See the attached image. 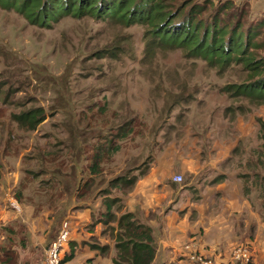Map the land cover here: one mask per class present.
I'll list each match as a JSON object with an SVG mask.
<instances>
[{
    "label": "rangeland",
    "instance_id": "rangeland-1",
    "mask_svg": "<svg viewBox=\"0 0 264 264\" xmlns=\"http://www.w3.org/2000/svg\"><path fill=\"white\" fill-rule=\"evenodd\" d=\"M194 1L204 15L232 1L252 23L264 18V0ZM149 38L144 26L88 15L39 27L1 3L0 159L2 151L9 156L3 155L0 168H13L21 156L37 181L41 170L60 189H77L88 175L91 149L118 148L93 177L91 194L99 200L111 180L147 171L150 156L169 145L170 151L212 153L211 159L229 154L226 167L264 176L258 138L264 102L234 93L258 78L242 62L211 64L180 48L151 47ZM258 40L264 43V30ZM254 43L249 53L264 64V44L254 49ZM32 108H41L45 120L36 131L19 130L10 115ZM120 127L130 128L123 140ZM183 181L195 178L188 174ZM191 193L194 202L197 193Z\"/></svg>",
    "mask_w": 264,
    "mask_h": 264
},
{
    "label": "crops",
    "instance_id": "crops-1",
    "mask_svg": "<svg viewBox=\"0 0 264 264\" xmlns=\"http://www.w3.org/2000/svg\"><path fill=\"white\" fill-rule=\"evenodd\" d=\"M169 147L151 155L145 174L119 196L122 212L152 229L155 256L151 264H197L192 255L233 264L231 250L243 244L250 246L256 264H264L261 172L226 167L229 154L211 159L212 153L170 151ZM21 158L13 168H0V264H44L45 250L66 220L71 222V234L64 255L72 256L64 264H112L113 238L105 230L116 225L102 222L101 200L77 198L73 186H37L36 182L49 177L39 172V181L28 178ZM188 174L194 183L172 180L175 175L185 180ZM191 191L197 193L194 202ZM12 199L19 213L10 207ZM93 245L109 250L102 254ZM185 245H191L188 253Z\"/></svg>",
    "mask_w": 264,
    "mask_h": 264
},
{
    "label": "trees",
    "instance_id": "trees-1",
    "mask_svg": "<svg viewBox=\"0 0 264 264\" xmlns=\"http://www.w3.org/2000/svg\"><path fill=\"white\" fill-rule=\"evenodd\" d=\"M1 3L5 8L24 14L30 24L39 27H46L50 22H56L66 16L81 19L88 15L97 20L109 18L112 22H122L125 27L132 24L144 26L150 36L148 45H152L151 47L157 44L180 48L192 57L201 58L211 64L222 63V66L231 61L242 62L258 79L237 87L235 95H247L251 99L264 102V64L257 63L253 58L254 54L249 53V47L253 45L254 40V49L264 44L258 40L264 30V18L252 23L249 13L235 7L232 1L224 3L220 9L208 15H204L206 10L194 0H0V5ZM221 10L223 12L219 13ZM242 17L248 20L243 21ZM107 55L114 54L110 52ZM10 118L19 130L33 132L43 123L45 115L41 108H32L19 114H11ZM258 123V138L261 142L259 151H264V120H259ZM129 129L122 130L118 135L120 140L125 139ZM100 140L97 144L103 143ZM107 147L101 145L97 153L95 148L91 149L94 153L86 158V162L89 161L86 179H81L77 189L72 185L76 189L77 198L92 197L91 183L93 177L99 175L102 160L119 151L118 148ZM258 162L260 163L261 159ZM148 165V162L145 163L146 169ZM145 172L138 176L131 173L119 176L109 182L107 190H99L98 198L101 199L103 209L102 222L105 225L114 222L116 225H109L105 230L109 231L113 238L112 264H151L154 259L152 229L141 224L134 215L123 213L122 198L119 197L127 194ZM25 173L33 180L37 176L35 170L26 169ZM37 186L55 185L46 179ZM112 190L117 191V194L113 196ZM93 197L97 199V194ZM92 247L102 254L109 250L108 246ZM71 256L65 253L61 264L66 263ZM87 263L90 264V261Z\"/></svg>",
    "mask_w": 264,
    "mask_h": 264
},
{
    "label": "built area",
    "instance_id": "built-area-1",
    "mask_svg": "<svg viewBox=\"0 0 264 264\" xmlns=\"http://www.w3.org/2000/svg\"><path fill=\"white\" fill-rule=\"evenodd\" d=\"M173 182L181 184L183 178L181 175H175L172 178ZM10 207L16 212H20V208L15 199H12ZM70 229L69 222L64 221L61 224L58 235L53 239L47 246L44 254V264H61V260L64 257V249L70 241ZM3 238L2 230L0 227V242ZM191 245H185L183 250L188 253L190 251ZM233 264H254L252 251L249 245H237L231 250L230 255ZM192 261L197 264H217L211 258L200 257L198 255H192L190 257Z\"/></svg>",
    "mask_w": 264,
    "mask_h": 264
}]
</instances>
